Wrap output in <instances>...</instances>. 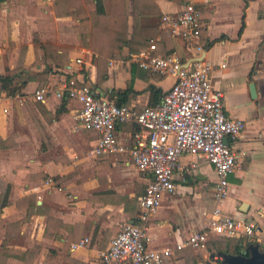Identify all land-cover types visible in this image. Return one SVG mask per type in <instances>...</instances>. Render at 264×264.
<instances>
[{
	"label": "crops",
	"instance_id": "0c3cea01",
	"mask_svg": "<svg viewBox=\"0 0 264 264\" xmlns=\"http://www.w3.org/2000/svg\"><path fill=\"white\" fill-rule=\"evenodd\" d=\"M95 1L81 0L87 12L94 9ZM187 1L197 3L199 9L200 52L170 33L161 20L164 12ZM187 1L148 2L152 11L138 14L137 21L151 27L153 53L208 60L210 82L222 92L224 113L241 118L243 126L228 139L235 165L218 201L212 164L193 153L179 155L172 173L175 191L161 193L146 230L147 246L170 248L158 264H214L219 255L207 242L217 238L216 245L222 246L218 238L222 234L207 230L206 221L215 205L259 222L264 232V0ZM52 3L0 0V74L16 64L19 54L29 74L19 91L0 90V137L5 138L0 145V264L94 263L109 237L135 217L136 196L149 176L125 153L93 152L97 133L76 124L78 101L56 96L52 89L73 77L88 83L95 93L114 100L120 96V102L138 110L157 100L172 80L169 73L139 66L140 73L130 81L135 91L119 92L131 77L130 66L136 64L128 58L133 51L125 45L121 57L107 58L105 75L97 80L95 54L76 35L78 18L56 14ZM127 23L130 31V13ZM34 37L67 46V61L36 62ZM45 64L50 68L43 71ZM40 86L46 89L44 97L35 99L33 89ZM134 125L131 120H118L114 130L120 139H127ZM195 229H206L202 246L175 247ZM83 236L87 239L82 244L69 246Z\"/></svg>",
	"mask_w": 264,
	"mask_h": 264
},
{
	"label": "built area",
	"instance_id": "2783aa9c",
	"mask_svg": "<svg viewBox=\"0 0 264 264\" xmlns=\"http://www.w3.org/2000/svg\"><path fill=\"white\" fill-rule=\"evenodd\" d=\"M161 20L170 33L185 39L198 52L203 49L199 9L192 2L164 12ZM153 47V42H149L129 53L128 58L150 71L169 73L172 80L157 100L138 110L95 93L88 83L73 77L62 79L52 89L56 96L65 95L78 101L76 124L97 133L93 152L125 153L137 168L149 174L142 192L136 196L135 217L119 226L92 264H158L162 256L170 253L169 247L147 246L146 230L161 193L175 191L172 173L181 153H193L212 164L217 175L216 201L225 194L227 174L235 165L236 155L228 139L238 135L243 121L224 113L222 92L210 82L211 63L198 55L183 60L172 52L153 53ZM75 59L80 60L79 57ZM45 91L43 86L34 88L33 98L43 99ZM118 120H131L136 125L127 139H120L115 133L114 123ZM206 229L239 238L241 243L257 241L264 246V232L259 222L223 212L217 205L209 213ZM206 229L190 231L183 241L175 243V247L202 246L207 238ZM86 239L83 236L71 241L69 246L82 244Z\"/></svg>",
	"mask_w": 264,
	"mask_h": 264
},
{
	"label": "trees",
	"instance_id": "16d2710c",
	"mask_svg": "<svg viewBox=\"0 0 264 264\" xmlns=\"http://www.w3.org/2000/svg\"><path fill=\"white\" fill-rule=\"evenodd\" d=\"M95 2V7L90 12L84 9L81 0H53L52 7L56 14L66 13L78 18V24L74 26L76 35L79 43L87 46L95 54L97 67H99L96 75L98 80L105 75L107 58L122 56L123 45L127 47L128 51H136L149 43L151 27L139 25L137 16L140 13L151 12L152 8L148 2L153 3L154 0H106L105 4L102 0ZM129 13L131 15L130 31L127 30V15ZM32 48L36 62L52 61L55 65H62L67 61L65 54L67 46L34 37ZM166 53L163 51L161 54ZM48 68H50L49 65L45 64L41 70L46 71ZM137 68L140 67L136 64L130 66L131 77L126 80V86L119 92L135 91L130 87V81L134 74L140 73L136 70ZM28 76L29 74L25 73V69L21 65L19 54L16 64L13 67H8L5 73L0 74V90H4L7 94L19 91ZM119 100L120 96L115 99L117 102ZM4 144L5 138L0 137V145ZM218 238L223 241L222 246L216 245L217 238L207 242L209 248H215L213 252L218 250L236 252L240 246L239 238L227 235ZM187 264H193V261H189Z\"/></svg>",
	"mask_w": 264,
	"mask_h": 264
},
{
	"label": "water",
	"instance_id": "95a60500",
	"mask_svg": "<svg viewBox=\"0 0 264 264\" xmlns=\"http://www.w3.org/2000/svg\"><path fill=\"white\" fill-rule=\"evenodd\" d=\"M251 90V84H250ZM226 141V139H223ZM244 202H241L243 205ZM221 264H264V246L257 241L241 243L236 252L218 250Z\"/></svg>",
	"mask_w": 264,
	"mask_h": 264
},
{
	"label": "rangeland",
	"instance_id": "374dc122",
	"mask_svg": "<svg viewBox=\"0 0 264 264\" xmlns=\"http://www.w3.org/2000/svg\"><path fill=\"white\" fill-rule=\"evenodd\" d=\"M220 262V257L216 256L215 260H214V264H218Z\"/></svg>",
	"mask_w": 264,
	"mask_h": 264
}]
</instances>
